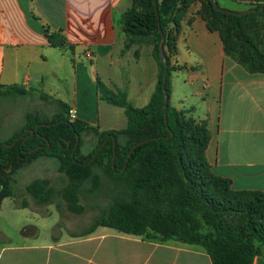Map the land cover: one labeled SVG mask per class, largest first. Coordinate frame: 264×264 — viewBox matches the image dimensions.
<instances>
[{
	"label": "crops",
	"instance_id": "obj_1",
	"mask_svg": "<svg viewBox=\"0 0 264 264\" xmlns=\"http://www.w3.org/2000/svg\"><path fill=\"white\" fill-rule=\"evenodd\" d=\"M217 1L241 12L255 3ZM133 7V0H0V86L20 87L62 112L76 110V121L100 132L126 129L125 110L104 99L99 82L145 108L160 72L154 38H131L124 31V16ZM200 7L191 5L165 46L176 68L170 106L207 124L206 157L214 175L230 180L235 191L264 193V73L251 74L225 55ZM46 30L53 39L64 38L63 47H55ZM7 239L0 244V264H213L201 246L116 230L47 243ZM253 264H264V257Z\"/></svg>",
	"mask_w": 264,
	"mask_h": 264
},
{
	"label": "trees",
	"instance_id": "obj_2",
	"mask_svg": "<svg viewBox=\"0 0 264 264\" xmlns=\"http://www.w3.org/2000/svg\"><path fill=\"white\" fill-rule=\"evenodd\" d=\"M194 1L157 0L158 17L153 0H133L134 7L124 16V31L131 38L153 37L154 57L160 65L150 103L135 108L123 92L114 94L99 82L104 99L125 110L126 129L100 132L83 122H71L65 108L61 115L46 121L51 126L9 141L16 142L13 147L0 143V209L3 200L13 194L7 184L9 173L40 157H50L59 161L60 171L71 181L70 209L75 212L82 211L76 191L86 180L96 178L95 167L120 182L122 193L84 237L106 227L130 236L174 240L203 247L213 264H253L256 257H264V193L235 191L230 180L214 175L206 157L211 138L207 124L187 117L170 103L165 109L163 88L170 96V79L176 68L166 51L167 69L161 61L160 29L166 36L165 46H171ZM199 2V16L210 32L219 33L225 55L251 74L264 73V0H254L251 8H262V12L244 16L222 14L211 0ZM46 35L55 47H63L64 38L53 39L49 30ZM26 94L17 86H0V98ZM32 118L28 116L27 128L35 130L43 122ZM83 134H95L99 140L89 156H81ZM78 137L79 147L73 157ZM146 140L128 160L132 148ZM38 147L43 148L29 153ZM28 191L39 200L51 196L44 180L31 183Z\"/></svg>",
	"mask_w": 264,
	"mask_h": 264
},
{
	"label": "rangeland",
	"instance_id": "obj_3",
	"mask_svg": "<svg viewBox=\"0 0 264 264\" xmlns=\"http://www.w3.org/2000/svg\"><path fill=\"white\" fill-rule=\"evenodd\" d=\"M196 2L199 0L194 1ZM36 96L27 93L24 96L0 98L1 144L7 143L6 146L10 147L15 142L8 144L9 141L15 138L18 140L29 130H33L27 128L29 115L33 116V121H42L43 123H38L40 125L54 119L56 117L54 114L58 111L59 115L63 113L58 105L48 101L45 102V106L39 104ZM98 142L95 134L81 135V156L92 154ZM94 175L95 179L91 178L79 185L76 202L82 207V211L75 212L70 209L71 181L60 171L57 159L40 157L16 173L10 172L7 184H10L13 194L5 198L1 205L0 232L7 237L1 234L0 244L8 243L7 238L14 244L33 241L47 243L60 237L83 238L92 227H95L99 218L109 212L114 199L123 191L120 182L108 176L103 168L95 167ZM36 180L46 182L47 189L51 192L49 198L39 200L29 193L28 186ZM98 229L99 233L114 232L106 227H99L95 231Z\"/></svg>",
	"mask_w": 264,
	"mask_h": 264
},
{
	"label": "water",
	"instance_id": "obj_4",
	"mask_svg": "<svg viewBox=\"0 0 264 264\" xmlns=\"http://www.w3.org/2000/svg\"><path fill=\"white\" fill-rule=\"evenodd\" d=\"M211 1H212L213 5H214L215 9H216L218 12H220V13H222V14H226V15L244 16V15H247V14H250V13H256V12H258V11H259V12H262V11H263V9L261 8L260 10H257V9H250V10H246V11H242V12H234V11H232V10H228V9L221 8L220 5L218 4V1H217V0H211ZM153 3H154L155 8H156V14H157V16L159 17V12H158V7H157V0H153ZM159 24H160V23H159ZM160 33H161V41H160V44H159L160 58H161V61L164 63V65H165V67H166V69H167V67H168V61H167V57H166V54H165L166 36H165V34L163 33L162 29H160ZM165 81H166V75H165V77H164V82H165ZM163 93H164V95H165V109H167V108H168V105H169L170 97H169V95L167 94L166 88H163ZM166 119H167V115H166ZM49 126H51V125H50V124H40V125H38V126L36 127L35 130H29L27 133H30V135H35V134H36V131H37L40 127H49ZM30 135L27 136V137L24 139V142L30 137ZM24 136H25V134H24L22 137H24ZM22 137H21V138H22ZM18 140H20V138H18ZM18 140H17V141H18ZM79 141H80V140H79V137H78V142L76 143V146H75V148H74V150H73V157H74V155H75V153H76V150H77L78 147H79ZM147 141H148V140L136 144V145L132 148V150H131V152H130V154H129L128 160L130 159L132 152H133L135 149H137L139 146H141V145H143L144 143H146ZM114 143H115V145H116V140H115V138H114ZM15 144H16V142H15L13 145H11L10 147L14 146ZM104 145H105V143L102 144V146L99 148V151L103 149ZM41 148H43V147H38V148H36V149H34V150H31L29 153H33L35 150H39V149H41ZM115 154H116V149H114V155H115ZM95 157H96V155L94 156V158H95ZM94 158H93V159H94ZM125 168H126V166H125Z\"/></svg>",
	"mask_w": 264,
	"mask_h": 264
},
{
	"label": "built area",
	"instance_id": "obj_5",
	"mask_svg": "<svg viewBox=\"0 0 264 264\" xmlns=\"http://www.w3.org/2000/svg\"><path fill=\"white\" fill-rule=\"evenodd\" d=\"M90 57V55H88ZM68 117L71 122H75L77 120V112L76 110H69Z\"/></svg>",
	"mask_w": 264,
	"mask_h": 264
}]
</instances>
